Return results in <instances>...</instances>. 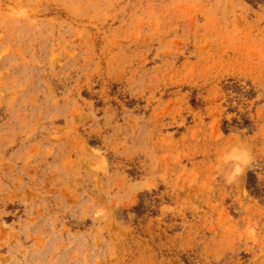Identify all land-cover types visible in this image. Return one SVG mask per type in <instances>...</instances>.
Instances as JSON below:
<instances>
[{
	"label": "rangeland",
	"instance_id": "rangeland-1",
	"mask_svg": "<svg viewBox=\"0 0 264 264\" xmlns=\"http://www.w3.org/2000/svg\"><path fill=\"white\" fill-rule=\"evenodd\" d=\"M0 264H264V0H0Z\"/></svg>",
	"mask_w": 264,
	"mask_h": 264
},
{
	"label": "clouds",
	"instance_id": "clouds-1",
	"mask_svg": "<svg viewBox=\"0 0 264 264\" xmlns=\"http://www.w3.org/2000/svg\"><path fill=\"white\" fill-rule=\"evenodd\" d=\"M246 160H247V157H245V162H246ZM240 171H242V169L238 168V169L236 170V173H235V174H239Z\"/></svg>",
	"mask_w": 264,
	"mask_h": 264
}]
</instances>
